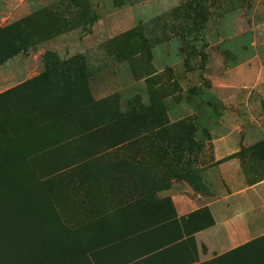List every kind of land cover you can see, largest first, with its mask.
<instances>
[{
	"label": "crops",
	"instance_id": "crops-1",
	"mask_svg": "<svg viewBox=\"0 0 264 264\" xmlns=\"http://www.w3.org/2000/svg\"><path fill=\"white\" fill-rule=\"evenodd\" d=\"M44 1L31 0L26 4L27 12L43 7ZM72 30L45 39L0 64L4 107L10 116L18 112L24 118L13 124L12 130L29 146H52L37 151L35 159L51 168V173L49 168H39L42 176L59 177L54 179L56 187L67 186V199L58 204L61 210L68 209V219L85 223L98 219L97 223L129 229L140 217H146L157 226L166 225L158 232L160 238L175 240L136 259L135 264H198L244 244H249L243 249L247 263L264 264V74L244 93L246 113L232 114L229 104L228 113H216L210 104L196 112L193 137L202 147L190 168L197 172L202 189H194L174 177V166L158 163V154L151 152L150 137L142 133L131 136L133 131L124 129L130 126L122 122L110 127L114 131L77 136L79 128L90 125L88 121L40 115L42 110L35 106L41 98L35 95L46 91L48 77L41 76L46 51L54 52L58 60L81 54L90 95L103 100L105 111L111 114L125 111L134 85L151 75L146 58L134 56L119 63L127 70V81L117 83V70L109 78L101 73L100 78L91 72L92 61L86 58L84 47L77 53ZM121 91L128 95L122 96ZM233 95L236 92L230 89L215 92L217 99L236 107ZM144 127L151 131V122L146 121ZM66 162L68 165L62 167ZM200 208L208 210L212 223L192 231L200 220L195 217L183 225L181 219Z\"/></svg>",
	"mask_w": 264,
	"mask_h": 264
},
{
	"label": "trees",
	"instance_id": "trees-1",
	"mask_svg": "<svg viewBox=\"0 0 264 264\" xmlns=\"http://www.w3.org/2000/svg\"><path fill=\"white\" fill-rule=\"evenodd\" d=\"M69 1L81 9L80 0ZM42 13L44 16L38 19ZM74 19L75 16L65 19L42 10L0 26V64L20 51L73 28ZM93 20L88 17L89 22ZM43 62L41 76L48 77L44 82L46 91L35 95L41 98L35 107L42 110V117L65 120L67 116H73L77 122L88 121L90 125L79 128L77 136L114 131L110 127L122 122L130 126L124 129L133 131L131 136L142 133L151 138V152L161 159L167 158L166 167L177 169L173 173L175 178L185 180L194 189H202L197 172L190 168L202 147V143L193 137L194 125L190 119L162 121L151 99L144 105L130 99L125 111L108 113L103 107L104 101L94 100L90 95L87 69L81 54L58 60L54 52L46 51ZM3 97L4 93H1L0 264H135L136 259L175 240V237L160 238L158 232L166 225L157 226L146 217H140L138 224L129 229L115 223H97L98 219L86 223L70 221L67 216L63 219L59 202L67 199V186L56 187L54 179L59 177L42 176L39 168H49L48 173L51 168L35 159L37 151L52 146H29L21 142L17 136L19 132L13 131L11 126L24 118L18 112L10 116ZM152 114L158 121L151 123V131L146 132L144 123L151 122ZM66 165L68 162L62 167ZM195 217L200 221L192 231L212 223L208 210L200 208L182 218V224L189 225ZM246 246L249 244L198 264H250L243 255Z\"/></svg>",
	"mask_w": 264,
	"mask_h": 264
},
{
	"label": "rangeland",
	"instance_id": "rangeland-1",
	"mask_svg": "<svg viewBox=\"0 0 264 264\" xmlns=\"http://www.w3.org/2000/svg\"><path fill=\"white\" fill-rule=\"evenodd\" d=\"M48 1L28 13L31 0H0V24L42 10L65 19L75 16L77 53L84 47L91 72L100 78L117 70V83L128 78L121 61L146 58L149 79L121 95L142 104L151 99L162 121L188 118L194 125L196 112L208 104L216 113H228L227 104L234 115L246 113L244 93L264 74V0H80L81 9L69 0ZM223 89L236 92L231 97L236 107L215 97ZM149 118L152 124L158 121L155 114ZM67 212L60 210L63 219Z\"/></svg>",
	"mask_w": 264,
	"mask_h": 264
}]
</instances>
